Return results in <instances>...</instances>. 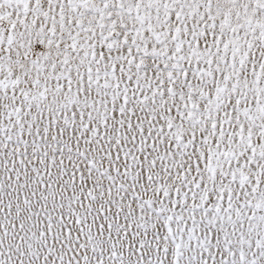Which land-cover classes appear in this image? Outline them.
Returning <instances> with one entry per match:
<instances>
[{
	"label": "snow or ice",
	"instance_id": "6c2138e0",
	"mask_svg": "<svg viewBox=\"0 0 264 264\" xmlns=\"http://www.w3.org/2000/svg\"><path fill=\"white\" fill-rule=\"evenodd\" d=\"M0 264H264V0H0Z\"/></svg>",
	"mask_w": 264,
	"mask_h": 264
}]
</instances>
